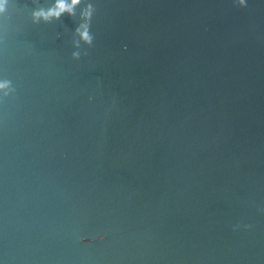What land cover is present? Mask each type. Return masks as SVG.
<instances>
[{"label":"water","instance_id":"water-1","mask_svg":"<svg viewBox=\"0 0 264 264\" xmlns=\"http://www.w3.org/2000/svg\"><path fill=\"white\" fill-rule=\"evenodd\" d=\"M13 2L0 258L264 264V3L84 0L33 23L53 0ZM87 3L94 41L77 48Z\"/></svg>","mask_w":264,"mask_h":264},{"label":"clouds","instance_id":"clouds-1","mask_svg":"<svg viewBox=\"0 0 264 264\" xmlns=\"http://www.w3.org/2000/svg\"><path fill=\"white\" fill-rule=\"evenodd\" d=\"M84 3V0H53V3L48 8H39L31 12V20L33 23H39L41 21L48 23L52 20H59L60 17L67 13L69 16L75 15L76 9L79 5ZM260 3H264V0H260ZM232 4L239 8H247L249 0H232ZM15 8L13 0H0V39L6 34L8 28V21L11 20L12 10ZM96 9L93 3H87L80 12L81 23L75 29V34L79 38L76 47L79 48V44L91 46L94 41L92 35V20L95 15ZM126 48V46H125ZM80 51H74L72 53V59L78 61L81 57ZM15 93V87L13 81L7 78L2 72H0V103ZM89 101L93 99L92 96L88 97ZM243 227L245 230H251L253 225L239 223L232 226L233 231H237ZM106 236L104 234H97L95 239L97 241H104ZM78 242L83 245L92 243V238L89 235L79 234L77 236ZM0 264H7L4 258H0Z\"/></svg>","mask_w":264,"mask_h":264}]
</instances>
